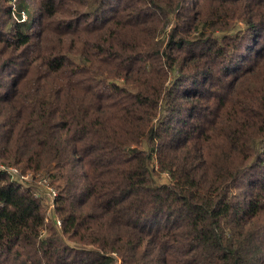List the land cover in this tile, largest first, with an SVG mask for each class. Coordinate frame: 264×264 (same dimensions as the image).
I'll return each instance as SVG.
<instances>
[{"label": "trees", "instance_id": "1", "mask_svg": "<svg viewBox=\"0 0 264 264\" xmlns=\"http://www.w3.org/2000/svg\"><path fill=\"white\" fill-rule=\"evenodd\" d=\"M30 1L0 164L58 197L0 172V264H264V0Z\"/></svg>", "mask_w": 264, "mask_h": 264}, {"label": "built area", "instance_id": "2", "mask_svg": "<svg viewBox=\"0 0 264 264\" xmlns=\"http://www.w3.org/2000/svg\"><path fill=\"white\" fill-rule=\"evenodd\" d=\"M16 0H13V3ZM27 16L25 13L21 14V21H25ZM0 172L8 173L12 179L17 180L18 182L24 184L26 187H32L34 185L38 186L37 197H47L49 199V211L53 213L56 208V198L58 197V191L56 187H54L50 180L47 177H42L39 173H22L18 167L16 166H6L0 164ZM56 221V225L58 227H62V221L58 218H54Z\"/></svg>", "mask_w": 264, "mask_h": 264}, {"label": "rangeland", "instance_id": "3", "mask_svg": "<svg viewBox=\"0 0 264 264\" xmlns=\"http://www.w3.org/2000/svg\"><path fill=\"white\" fill-rule=\"evenodd\" d=\"M31 2V4L33 5V10L34 11H37L36 10V7H37V2L36 1H34V0H31L30 1ZM167 176L166 175H163L159 180H161V182H167L168 180H167ZM72 245V244H71ZM120 263V262H119Z\"/></svg>", "mask_w": 264, "mask_h": 264}]
</instances>
